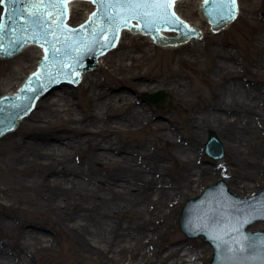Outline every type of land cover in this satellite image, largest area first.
I'll return each instance as SVG.
<instances>
[{"label":"bare ground","instance_id":"bare-ground-1","mask_svg":"<svg viewBox=\"0 0 264 264\" xmlns=\"http://www.w3.org/2000/svg\"><path fill=\"white\" fill-rule=\"evenodd\" d=\"M197 1L201 3L202 0ZM258 11L262 12V9L254 7L249 11L251 18L244 15L241 19L264 44V19L260 21L254 16ZM193 25L202 30L200 24ZM208 25L213 29L210 23ZM229 28L227 25L221 30L226 32ZM129 33L126 29L122 31L118 47L122 45L123 50L118 61L101 56L96 68L105 73L107 69L103 63L113 66L121 75L120 79L131 84L126 87L130 89L117 91L115 86L106 87L105 82L93 74L83 72L82 81L88 84L85 88L89 92V106L83 118L74 115L72 93L63 87L55 91L53 100H48L43 106L52 110L58 121L61 112H67V120L53 132V143L50 141L52 135L31 131L34 137L30 135L27 139L42 137L44 150L32 151L31 142L27 140L26 145H21L18 156H22L23 150H26L23 155L28 154L19 162L24 161L28 168L41 172L39 177L32 178L36 183L34 188L44 197L41 199L37 195L41 203L50 204L66 220L74 219V224L69 225L76 228L74 241L81 258L98 264H188L189 261L190 264H199L203 254L186 243L168 247V254L157 258H154L156 251L150 243L155 235L167 232L161 226L163 219L167 218L166 209H171L189 191L197 188L203 178L216 175L222 178L213 185L223 181L229 189L245 188L252 186V181L264 172V86L261 83L264 82V51L254 49L252 55L244 51L247 56L241 69L244 82L239 81L235 74L242 62L238 53L229 46L230 40L217 37L210 38L205 48V59L200 58V52L195 50L200 39L192 38L179 44L160 45L158 48L166 56L157 65L143 69V64L131 49L145 50L147 40L144 47L134 46L132 41L124 42ZM188 43L194 44L190 57L196 67L192 71L176 65L184 59H177L171 52L176 49L163 47ZM31 47H38L42 57L44 48L41 45L27 46L28 49ZM127 57L131 58L129 64L124 62ZM146 59L149 61L151 58L146 56ZM37 66L38 62L32 71ZM213 71L218 73V77L210 86L204 80L211 78ZM159 86L169 89L179 105L189 110L185 120L189 130L181 131L177 118L168 109L158 112L157 104H144L141 93ZM166 94L169 95L167 91ZM29 116L38 121L48 118L47 112L42 110H33ZM22 122L25 121L21 120L17 125L21 126ZM32 125L39 128L36 123ZM209 128L222 133L232 153L238 154L226 159L227 166L221 163L226 154L215 158L219 162L203 163L205 129ZM70 129L86 135L74 140ZM143 130L149 133L141 137L138 133ZM114 135H119L120 139ZM164 141L166 146H162ZM70 147H83L88 152L87 160L76 159ZM177 156L182 157L183 162L174 172L170 168L167 171L164 161L175 160ZM99 164L103 168H98ZM205 189L201 190L202 193ZM212 214L222 218L218 209H212ZM45 242L36 232L24 229L12 250L0 242V264H29L24 253L32 244L44 246Z\"/></svg>","mask_w":264,"mask_h":264},{"label":"water","instance_id":"water-1","mask_svg":"<svg viewBox=\"0 0 264 264\" xmlns=\"http://www.w3.org/2000/svg\"><path fill=\"white\" fill-rule=\"evenodd\" d=\"M34 2L37 6H33ZM2 3L4 11L0 24L5 27L0 30V55L12 56L30 42L46 46L47 55L41 59L39 70L28 75L17 92L1 94L0 136L15 129L22 117L35 110L41 95L46 93V98L49 93L67 84L63 82L53 86L58 81L79 82L82 71L94 68L98 58L116 46L123 28L151 33L157 42L163 44H179L184 41L177 39L200 36V31L192 27L199 26L189 22L190 26L176 14L174 6L170 10L138 9V13L152 12L153 15L130 18L125 24L121 23V17L131 16L125 7L104 9L94 2L96 15L93 13L84 24L74 28L67 24L68 3L66 16L58 15L60 9L53 7L50 0H4ZM93 8L89 1L70 2V23L79 24ZM201 9L214 27H221L237 16L238 1L236 8L231 10L221 0H204ZM171 12L176 18L171 16ZM110 16L115 18V23L110 22ZM146 21H150L149 26H146ZM163 29L179 31L177 39L169 37L175 36L176 32H165L166 39ZM145 98L161 105L168 102L164 91L145 93ZM206 151L214 158H222L226 154L214 131L210 133ZM212 209H218L222 218H216ZM260 220H264V188L244 197L231 192L226 182L220 181L208 186L198 197L187 200L179 223L190 238L204 236L203 239L215 247L211 264H264V229L248 230Z\"/></svg>","mask_w":264,"mask_h":264},{"label":"rangeland","instance_id":"rangeland-1","mask_svg":"<svg viewBox=\"0 0 264 264\" xmlns=\"http://www.w3.org/2000/svg\"><path fill=\"white\" fill-rule=\"evenodd\" d=\"M239 2V16L229 25L230 28L226 32L214 31L208 25L207 20L202 15L200 11V4L197 0H180L176 3V11L188 21H191L195 24H200L203 30L204 37L199 40L198 47L195 50L200 52L199 57L202 59L206 58L205 48L208 46L211 37H217L219 39H228L230 40L229 46L236 50L239 55L241 63L238 64V72L235 73L239 77V81L244 82L243 73L241 71L242 63L245 60V52L252 55L254 49L264 51V44L259 42L256 39L257 34L252 32L250 26L244 22L241 18L242 16H248L251 18L250 9L256 7L261 8L262 12L258 11L254 16L263 21L264 19V0H238ZM1 6V4H0ZM2 13L0 12V15ZM147 40V45L144 49H131L133 55L138 56L139 61L143 64V69H149L154 65H157L161 59L166 56L164 52H161L158 47L152 42V39L149 37L136 35L129 33L125 36L124 42H131L134 46L143 45ZM157 46V47H156ZM193 43H188L180 45L178 47L173 46H163L164 48L176 49L171 51L177 59L182 57L184 59L181 62H176V65L180 67L189 68L190 71L194 70L196 67L195 64L191 61V53ZM29 47V46H28ZM27 48V47H26ZM25 48V49H26ZM158 48V49H157ZM16 54L10 58H0V95L4 92H12L17 90L20 86L23 79L35 68L37 62L40 58V49L38 47H31ZM123 50V47H117L106 54L107 57H111L113 60L118 61V55ZM194 50V49H193ZM164 51V50H163ZM245 51V52H244ZM205 54V55H204ZM145 55V56H143ZM146 56H149L151 59L148 61ZM126 64L131 63V58L127 57L124 59ZM146 62V63H144ZM107 71L104 73L101 68H95L88 71V74H93L99 80L105 82L106 87L115 86L116 90H126V88L131 84L128 81H122L120 79V74L114 70L113 66L104 65ZM136 71L139 69L136 68ZM211 78L204 80L206 84L213 86V80L218 77V73L213 71ZM211 79V80H210ZM187 82L188 79H186ZM264 86V82H261ZM88 84L86 81H81L77 86L73 84L64 85L63 88H66L67 91L73 94L75 99V117L83 118L86 108L89 106L88 99V90L85 88ZM125 85V86H124ZM62 87H60L61 89ZM60 89L54 90V92L49 93L46 98L42 97L38 100L37 110H42L47 112L48 118L43 121L32 120L28 116L23 117L21 120V126H18L14 131L8 132L5 136L0 138V242H4L9 249L15 248V240L21 235L24 229H28L36 232L38 235L45 239V244H32L28 251L24 254L26 255V262L29 264H98V262H90L85 258H81L78 253L77 243L74 241V235H76V228H71L70 225L74 224V219L66 220L62 215H59L57 211H54L50 204L43 202L37 198L38 192L34 188L36 183L33 182L32 178L39 177L41 172L35 171L34 169L28 168V163L19 162L23 155V150L21 157L18 156V152L22 148L21 145H26L25 141L30 140L32 151L34 150H44V143L42 137H34L35 131H41L43 134L52 135L53 132L62 126V121H66L68 118V113L65 111L61 112V119L57 120V117L53 115V111L44 107V103L48 100H53V95L55 96V91H60ZM216 89V86L214 87ZM158 90H166L169 93V101L166 105H157V111L162 112L165 109L169 110V113H172L177 118V123L179 124L181 131L189 130L188 124L185 120L190 114L185 108H182L178 100L175 97V94L172 93L169 89L159 86L153 89L152 91L145 92H155ZM145 92L141 93V99L144 101V104H148L144 98ZM42 106L45 108H42ZM21 123V121H20ZM19 123V124H20ZM36 123L39 125V128H34L32 125ZM74 123L73 125H77ZM80 125V124H79ZM74 136V140L82 139L86 135L85 132H77L76 129L69 130ZM215 131L219 138L223 141L224 147L226 150V156L222 158V162L225 166L228 165L226 159L231 155H238L232 153L231 147L228 144V140L220 133L216 128L205 129L206 139L203 141L204 144V160L203 163L206 165H211L214 162H219L218 159L213 158L207 154L205 147L206 142L209 138L210 132ZM146 130H143L138 133L139 136L148 134ZM179 137L181 133H179ZM33 136L31 139H27L28 136ZM72 136V137H73ZM116 139H120L119 135H114ZM50 139V138H49ZM48 139V140H49ZM53 143V138L50 140ZM77 143V142H76ZM78 144V143H77ZM149 144L152 145V142L149 141ZM167 142H162V146H166ZM23 145V146H24ZM21 146V147H20ZM250 146V144H248ZM76 159L87 160V151L83 147L81 148H72ZM178 158L166 159L167 171L170 168L171 172L177 170V167L182 163V157L177 156ZM47 160L46 157L43 158ZM19 162V163H18ZM23 167V168H21ZM98 168H103L102 164L97 166ZM27 172L28 174H26ZM170 176L169 174H167ZM24 176H27L26 178ZM216 175L207 176L202 179L198 184L197 188L189 191L178 203H176L171 209L167 208V218L163 219L161 226L167 232H162L155 235L152 243L153 249H155L154 258H157L161 255H167L168 247H172L177 243H186L188 247L197 249L200 253L203 254L202 259L198 260L199 264H210L211 258L213 256V247L210 243L204 241L202 238H190L188 237L179 226V217L182 212V208L185 202L192 197H196L202 193L201 190L205 189L208 185H213L217 180L221 179ZM31 179V180H30ZM35 181V180H34ZM30 185V186H29ZM264 186V172L259 173V177L252 181V186L245 188L242 187H230L231 191L238 195H251L255 192L261 190ZM202 188V189H201ZM41 199L44 197L39 195ZM36 200V201H35ZM70 224V225H69ZM264 228V221H258L251 226V230H258ZM84 231V229H82ZM71 237V238H70ZM126 261V260H124ZM191 262L189 261L188 264ZM166 264V263H165ZM179 264V263H177Z\"/></svg>","mask_w":264,"mask_h":264},{"label":"snow or ice","instance_id":"snow-or-ice-1","mask_svg":"<svg viewBox=\"0 0 264 264\" xmlns=\"http://www.w3.org/2000/svg\"><path fill=\"white\" fill-rule=\"evenodd\" d=\"M4 2V0H0V3ZM14 2V0H13ZM94 2L99 3V5L104 8H112V7H125L131 16L121 17V23H127L130 18H139V17H151L153 15L152 12H137L138 9H159L163 8L166 10H170L175 3V0H94ZM222 3H226L231 10L236 8V0H221ZM50 3L53 7H58L60 9L58 15L66 16L67 15V3L68 0H50ZM33 6H37V3L34 2ZM35 15V13H32ZM173 18L175 17V13H170ZM93 15H96L95 13ZM108 15V13H106ZM110 22L115 23V18L110 16ZM150 25V21H146V26ZM5 25L0 24V30H2ZM119 30V25L117 26V31Z\"/></svg>","mask_w":264,"mask_h":264}]
</instances>
